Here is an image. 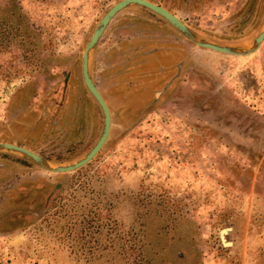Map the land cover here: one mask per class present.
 <instances>
[{"label": "rangeland", "instance_id": "374dc122", "mask_svg": "<svg viewBox=\"0 0 264 264\" xmlns=\"http://www.w3.org/2000/svg\"><path fill=\"white\" fill-rule=\"evenodd\" d=\"M116 1L14 0L32 41L0 51V141L56 163L92 147L103 114L82 51ZM151 1L223 43L263 23L264 0ZM89 71L110 129L88 163L54 173L0 151V264H264V40L216 52L132 4Z\"/></svg>", "mask_w": 264, "mask_h": 264}, {"label": "water", "instance_id": "95a60500", "mask_svg": "<svg viewBox=\"0 0 264 264\" xmlns=\"http://www.w3.org/2000/svg\"><path fill=\"white\" fill-rule=\"evenodd\" d=\"M132 4L141 5L152 10L153 12L157 13L158 15L162 16L165 20H167L172 26H174L180 33H182L188 40L192 41L194 44L216 52L235 55V56H247L251 53H254L259 48L262 41L264 40V17L259 32L249 43L247 44L223 43L198 34L193 29H191V27L188 24L182 21L176 14L168 10L166 7L158 3H155L151 0H117L100 17L82 51V59H81L82 79L90 94L99 104L103 114L102 129L100 135L98 136L97 140L92 145V147L81 157L66 163L53 162L22 145H18L6 141H0L1 152H10L20 155L23 158L32 161L41 168H44L45 170L54 173L75 171L76 169L88 163L97 154V152L100 150V148L103 146L104 142L106 141V138L109 133L110 112L102 94L96 87L90 75V71H89L90 54L94 46L96 45L98 39L100 38L101 34L103 33L104 29L106 28L107 24L112 19V17L123 8Z\"/></svg>", "mask_w": 264, "mask_h": 264}, {"label": "trees", "instance_id": "16d2710c", "mask_svg": "<svg viewBox=\"0 0 264 264\" xmlns=\"http://www.w3.org/2000/svg\"><path fill=\"white\" fill-rule=\"evenodd\" d=\"M14 0H9L7 4L0 5V51L11 46H16L22 50L28 48L27 44L32 41L31 32L22 27L26 16L18 11L15 7ZM56 189H61L62 185H55ZM49 200V197L46 198ZM101 224V223H99ZM96 229H100V225ZM72 225H75L73 222ZM93 225V220H90L89 226Z\"/></svg>", "mask_w": 264, "mask_h": 264}, {"label": "flooded vegetation", "instance_id": "af4514ba", "mask_svg": "<svg viewBox=\"0 0 264 264\" xmlns=\"http://www.w3.org/2000/svg\"><path fill=\"white\" fill-rule=\"evenodd\" d=\"M116 14H117V13H116ZM116 14H115V15H116ZM115 15H114V16H115ZM114 16H113V17H114ZM113 17H112V18H113Z\"/></svg>", "mask_w": 264, "mask_h": 264}, {"label": "bare ground", "instance_id": "6f19581e", "mask_svg": "<svg viewBox=\"0 0 264 264\" xmlns=\"http://www.w3.org/2000/svg\"><path fill=\"white\" fill-rule=\"evenodd\" d=\"M221 237H223V236H221Z\"/></svg>", "mask_w": 264, "mask_h": 264}]
</instances>
